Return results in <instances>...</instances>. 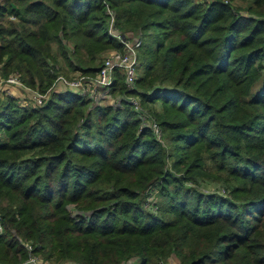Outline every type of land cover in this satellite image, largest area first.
Masks as SVG:
<instances>
[{
    "label": "trees",
    "instance_id": "1",
    "mask_svg": "<svg viewBox=\"0 0 264 264\" xmlns=\"http://www.w3.org/2000/svg\"><path fill=\"white\" fill-rule=\"evenodd\" d=\"M10 74L0 264H264V0H0Z\"/></svg>",
    "mask_w": 264,
    "mask_h": 264
},
{
    "label": "built area",
    "instance_id": "2",
    "mask_svg": "<svg viewBox=\"0 0 264 264\" xmlns=\"http://www.w3.org/2000/svg\"><path fill=\"white\" fill-rule=\"evenodd\" d=\"M122 43L124 44V51L122 53L112 51L106 56L93 78L76 77L71 80H66L63 77L58 76L56 79V85L78 91L80 94L91 93L94 87L107 88L111 83L112 70L114 68H119L122 69L124 73V82L126 86L131 87L136 78L135 49L139 45V41H122ZM15 90L28 91L30 99L34 105H39L43 99V95L26 89L21 84L17 74H10L5 79L0 78V91L12 96ZM30 258L31 257H29V259ZM29 262L31 264H40L39 261H34L33 259H30Z\"/></svg>",
    "mask_w": 264,
    "mask_h": 264
},
{
    "label": "rangeland",
    "instance_id": "3",
    "mask_svg": "<svg viewBox=\"0 0 264 264\" xmlns=\"http://www.w3.org/2000/svg\"><path fill=\"white\" fill-rule=\"evenodd\" d=\"M236 3H238V4H240L241 6H245L247 3H248V0H236ZM112 52V51H111ZM110 52V53H111ZM71 77L72 78H76V77H79L78 75H76V74H74V75H71ZM27 93H29L28 91H27ZM12 96H18V98H20V102L22 103V104H24V101H23V99H25V97H30V94H28L27 96H26V93L25 92H23V90H15L14 92H13V94H12ZM22 100V101H21ZM30 259H33L34 261H39L40 262V264H43L44 262H42L41 260H39V259H37V258H34V257H31ZM30 259H28L27 261H26V263H30L29 262V260ZM31 264V263H30Z\"/></svg>",
    "mask_w": 264,
    "mask_h": 264
}]
</instances>
